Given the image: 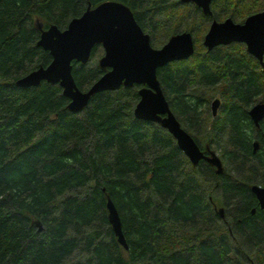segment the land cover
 <instances>
[{
    "label": "trees",
    "instance_id": "trees-1",
    "mask_svg": "<svg viewBox=\"0 0 264 264\" xmlns=\"http://www.w3.org/2000/svg\"><path fill=\"white\" fill-rule=\"evenodd\" d=\"M103 1L0 0V264H264V210L250 191L264 186V119L255 126L248 116L264 103V68L241 43L202 45L211 21L242 22L264 0H213L210 15L179 0H117L153 47L192 33L193 55L158 68L157 79L180 125L220 157V174L134 117L138 85L94 93L73 113L58 83L15 84L51 61L36 23L62 30ZM102 53L95 45L87 63L72 62L80 90L105 72Z\"/></svg>",
    "mask_w": 264,
    "mask_h": 264
},
{
    "label": "water",
    "instance_id": "water-1",
    "mask_svg": "<svg viewBox=\"0 0 264 264\" xmlns=\"http://www.w3.org/2000/svg\"><path fill=\"white\" fill-rule=\"evenodd\" d=\"M212 1L179 0L182 4H194L204 15L211 14ZM36 26L40 31L37 45L49 52L51 61L16 79L17 86H38L42 81L58 83L63 95L69 99L68 110L77 113L83 110L94 93L138 85L139 99L133 109L134 117L156 122L166 129L192 165L204 160L215 167L217 174L223 172L218 154L213 150L204 154L195 139L180 125L157 79L158 68L173 61L186 60L193 55L195 41L191 32L172 34L161 47H153L149 34L138 25L130 8L117 0L103 1L94 7L88 6L62 30L55 25L46 29L39 23ZM230 43H243L247 53L264 68V8L248 15L242 22H235L230 17L211 21L202 38V45L207 51ZM95 45H100L103 49L98 65L105 72L83 91L73 79L72 62L87 63ZM219 105L220 99H213V116L217 114ZM248 116L255 126H259L264 119V103H254L248 109ZM257 147L258 142H253V152ZM250 191L264 210V186L252 184ZM107 198L110 226L118 243L127 249L118 212ZM218 213L222 216V207L218 208Z\"/></svg>",
    "mask_w": 264,
    "mask_h": 264
},
{
    "label": "flooded vegetation",
    "instance_id": "flooded-vegetation-1",
    "mask_svg": "<svg viewBox=\"0 0 264 264\" xmlns=\"http://www.w3.org/2000/svg\"><path fill=\"white\" fill-rule=\"evenodd\" d=\"M230 44H231V43H230ZM241 44H243V43H241ZM243 45H244V44H243ZM203 47H204V46H203ZM244 47H245V45H244ZM204 48H205V47H204ZM206 50H207V49H206ZM245 50H246V47H245ZM246 52H247V51H246ZM248 54H249V53H248ZM249 55H250V54H249ZM252 57H253V56H252ZM253 58H254V57H253ZM254 59H255V58H254ZM255 60H256V59H255ZM256 61H257V60H256ZM257 62H258V61H257ZM258 64H259V63H258ZM214 99H215V98H214ZM212 101H213V99L211 100V102H212ZM211 102H210V110H211ZM219 106H220V105H219ZM218 108H219V107H218ZM217 112H218V109H217ZM212 116H213V115H212ZM213 117H214V116H213ZM209 150H211V149H209V148H205V150H203V153L207 155ZM218 208H220V207H218ZM218 208H217V211H218ZM222 208H223V207H222ZM251 212L253 213L254 210H252ZM222 216H223V213H222ZM222 216H221V217H222Z\"/></svg>",
    "mask_w": 264,
    "mask_h": 264
},
{
    "label": "rangeland",
    "instance_id": "rangeland-1",
    "mask_svg": "<svg viewBox=\"0 0 264 264\" xmlns=\"http://www.w3.org/2000/svg\"><path fill=\"white\" fill-rule=\"evenodd\" d=\"M156 47V46H155Z\"/></svg>",
    "mask_w": 264,
    "mask_h": 264
}]
</instances>
